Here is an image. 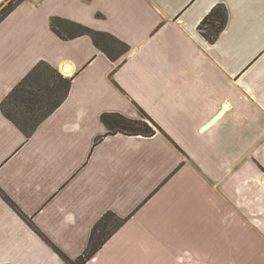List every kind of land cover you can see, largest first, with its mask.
Returning <instances> with one entry per match:
<instances>
[{"label": "crops", "instance_id": "obj_1", "mask_svg": "<svg viewBox=\"0 0 264 264\" xmlns=\"http://www.w3.org/2000/svg\"><path fill=\"white\" fill-rule=\"evenodd\" d=\"M51 18L129 49L112 61ZM39 63L71 84L28 138L0 109V264L74 261L107 212L127 220L86 264H264V0H22L0 22V104ZM104 113L155 133L109 135Z\"/></svg>", "mask_w": 264, "mask_h": 264}, {"label": "trees", "instance_id": "obj_2", "mask_svg": "<svg viewBox=\"0 0 264 264\" xmlns=\"http://www.w3.org/2000/svg\"><path fill=\"white\" fill-rule=\"evenodd\" d=\"M17 5L18 3H10L5 7L0 12V22L13 11ZM225 24V9L217 6L201 21L197 30L209 43H213L223 31ZM50 28L51 31L62 40H71L80 36L90 37L95 47L112 61L120 58L129 49L124 43L109 34L93 31L79 24L60 18H51ZM35 77H37V80H35ZM44 81L47 82V85L44 84ZM70 84V78H64L58 71L45 63H39L1 102L0 109L5 118L11 121L28 138L34 132L38 124L48 117L65 100L69 92ZM29 104L33 105L30 106ZM6 107H10L11 109L8 110ZM20 108L26 109V113L19 112L18 110ZM17 116L21 117L25 126L22 127L18 123L19 120ZM145 118L155 127V124L147 116H145ZM100 121L108 130L109 135L122 133L131 136L150 137L155 133L154 129L146 121L130 120L115 113L102 114L100 116ZM9 204L12 203L9 202ZM126 220L127 218H118L112 212L105 213L92 228L86 249L74 261L69 260L55 247L53 248L66 264H86ZM27 222L29 223L28 220ZM29 225H31L41 238L47 241L31 223H29Z\"/></svg>", "mask_w": 264, "mask_h": 264}, {"label": "rangeland", "instance_id": "obj_3", "mask_svg": "<svg viewBox=\"0 0 264 264\" xmlns=\"http://www.w3.org/2000/svg\"><path fill=\"white\" fill-rule=\"evenodd\" d=\"M21 1H22V0H9V1H8V2H7V3H6V4L0 9V12H1L5 7H7L10 3H18V4H19V3H21ZM29 105L32 106L33 104H29ZM6 108H8V110L11 109L10 107H6ZM18 111H19V112H23L24 114L26 113V112H25L26 109H24V108H20ZM26 116H28V115H26ZM17 119L19 120V122H18V121H17V122H18L22 127L25 126L24 121L21 119L20 116H17ZM139 119H140V118H139ZM152 128H153V126H152ZM191 212H192V214H195V213H196L195 211H192V210H191ZM162 220H164V219L162 218ZM159 232L162 233V232H161V228H159ZM105 243H106V242H105ZM105 243H104V244H105ZM98 251H99V250H98ZM98 251H97V252H98ZM97 252H96V253H97ZM95 255H96V254H95ZM95 255L93 256V258L95 257ZM93 258H92V259H93ZM92 259H91V260H92Z\"/></svg>", "mask_w": 264, "mask_h": 264}]
</instances>
